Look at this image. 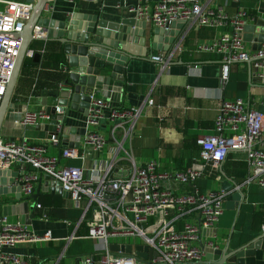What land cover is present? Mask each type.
<instances>
[{"label":"built area","instance_id":"obj_1","mask_svg":"<svg viewBox=\"0 0 264 264\" xmlns=\"http://www.w3.org/2000/svg\"><path fill=\"white\" fill-rule=\"evenodd\" d=\"M35 1L0 0V104L22 44L19 33L29 20ZM55 1L48 0L43 11L45 14L53 10ZM65 1L74 3L75 0ZM259 1L264 4V0ZM127 11L137 21L165 30L175 21L185 22V32L201 27L218 29L217 35L201 43L198 50L219 56L222 84L228 80L230 67L235 63L253 60L258 74L264 71V44L251 51L243 39L244 27L254 17L242 7L229 16L222 9H212L202 0H138L135 5L128 6ZM34 35L44 39L46 32L42 27H36ZM179 40L175 43H180ZM177 46L167 53L155 54L151 59L163 69L174 52L179 50ZM35 52L27 50L26 57H33ZM153 103V99L149 98L148 106ZM262 104L264 106V99ZM142 109L118 108L93 91L82 125L85 132L78 147H70L68 142L62 147V124H57L55 134L43 144L26 139L16 142L0 138V171L18 169L15 184L20 187L23 197L32 195L35 184L47 175L69 193L76 207L82 208L81 220L86 224L89 236L103 244L97 259L92 255L86 256L80 260L82 264H137L133 255L113 253L108 249V239L113 237L142 238L144 244L155 252L149 260L151 264H193L200 261L202 246L215 245L210 241L197 246L195 242L201 243L202 231L214 228L219 221L227 192H201L193 188L175 193L171 188L173 184L185 186L193 183L205 176L208 167L218 168L228 152H243L249 167L246 183L255 182L264 186V113L249 107L243 98L224 100L219 104L213 133L196 139L200 155L194 164L184 170L159 171L155 159L137 164L124 149V142L130 139ZM56 112L64 111L56 107ZM49 121L50 114L40 108L27 110L18 123L36 126ZM108 122L109 136L114 143L110 147L113 152L110 161L98 159L90 170L84 165L65 162L68 159L84 162L91 153L102 152L107 147V138L95 129ZM50 146L59 147L60 153H50ZM121 151L125 153L124 159L128 160L129 168L126 171L121 169L119 176H113L112 170L121 160L118 157ZM36 207L41 208V204L37 203ZM49 238L50 233L37 235L28 225L2 216L0 264H28L23 257L6 249L19 243Z\"/></svg>","mask_w":264,"mask_h":264},{"label":"crops","instance_id":"obj_2","mask_svg":"<svg viewBox=\"0 0 264 264\" xmlns=\"http://www.w3.org/2000/svg\"><path fill=\"white\" fill-rule=\"evenodd\" d=\"M137 2L138 0H75L74 3H70L56 0L53 10L49 14L44 13V16L59 21L71 12H78L97 15L100 19L119 23L123 19H135L127 11V7ZM202 2L214 10L222 9L229 16L234 15L242 7L254 17L248 23L264 27V4L259 0H202ZM217 33L218 29L211 27L191 28L187 32L179 29L176 37L181 40L177 43L180 44L179 47L175 42L169 44L163 40L161 45L163 47L169 45V49L156 50L149 46L152 35L148 30L145 36V56H134L127 61L121 101L111 103L116 104L118 108L143 107L130 139L124 142V149L132 155L137 164L155 159L159 164V171L184 170L194 164L200 155V147L196 139L213 133L214 117L219 104L224 100L243 98L249 107L264 113L262 104L264 84L252 82L249 74V70L258 74L253 60H249L248 63H235L230 67V75H245V79L229 78L225 84H222L219 56L198 50L201 43L210 41ZM47 45L49 49H46ZM175 46L179 50L174 52L165 68L162 69L159 63L151 59L155 54L167 53L175 49ZM246 47L252 51L250 43L246 42ZM29 49L36 52L44 50L39 52V60L46 52L51 53L49 55L51 58H47L45 65L42 66L36 64L39 60L34 61L33 57L30 58L33 60L32 63L25 67L23 61L11 101L26 103L27 110L31 111L46 109V105L52 103L53 99L42 95V91L58 88L59 83L66 76L63 70L62 46L54 40L39 39L32 41ZM57 76L63 78L55 82L49 80ZM149 98L154 102L151 106L147 104ZM84 118L82 112L69 111L63 123L69 128H80L84 124ZM109 128L108 122L103 127L95 129L107 138V147L102 152L91 153L84 162L75 159H68L65 162L70 165H84L90 170L98 159L110 161L113 154L110 147L114 146V143L109 136ZM46 135L45 131L36 130L35 126H23L18 121L11 120L3 121L0 129V138L16 142L26 139L32 143L43 144L47 140ZM49 152L58 155L60 149L50 146ZM118 157L121 160L113 168V176H119L121 169L126 171L129 168L128 160L124 159V151L119 152ZM11 170L16 171V167ZM89 174L87 171L86 175ZM248 175L249 167L245 154L241 151L228 152L218 168L208 167L205 176L189 185H172L171 190L175 193L193 188L201 192L224 191L222 188L224 179H228L234 185V189L227 192L223 214L214 227L217 229L216 238L202 235L201 243L195 242V245L212 241L217 247L224 248L229 242L231 247L235 248L263 232L264 186L255 182L246 183ZM43 183L44 179H42ZM237 191L243 193L242 202L228 199ZM41 195L36 205L38 203L42 207L35 206L33 211L35 217L28 227L37 235L50 233V238L19 243L6 250L20 255L28 264H82L80 260L90 255L97 259L103 244L89 236L86 224L81 220L82 208L76 207L70 197L57 194L54 190L45 191ZM6 198L13 200L14 194L9 193ZM9 218L19 221L17 216H9ZM127 244L134 247L137 244H144V241L140 237L108 239V249L111 252L134 256L133 251L127 253L123 249L109 248L110 245L122 247ZM149 260V257H146L142 258L141 262L136 261L137 264H151ZM246 264H264V252L256 250L255 256L246 258Z\"/></svg>","mask_w":264,"mask_h":264},{"label":"water","instance_id":"obj_3","mask_svg":"<svg viewBox=\"0 0 264 264\" xmlns=\"http://www.w3.org/2000/svg\"><path fill=\"white\" fill-rule=\"evenodd\" d=\"M47 2L48 0L35 1L31 16L19 33L22 44L0 104V129L3 121H19L22 114L27 111L26 103L13 102L11 97L30 43L41 39L34 35L35 28L42 27L46 36L41 40H54L62 46L63 70L66 76L61 82L62 86L50 91H42V95L53 99L52 103L46 105V111L51 115V119L47 124L36 125L35 129L45 131L49 139L55 134L57 124H62V147H65L69 140L71 142L68 146L78 147L85 129L69 128L63 123L69 111H79L87 115L90 94L93 91L105 100L120 102L125 66L130 58L145 56L147 31L149 30L152 35L149 45L152 49L168 50L169 45L163 47L161 42L163 40L169 44L175 42L179 29L185 27V22H171L169 29L165 30L147 26L144 21L136 19H123L115 23L100 19L97 15L78 12H71L58 21L44 16L43 11ZM243 39L251 44L252 50L259 49L264 44V27L246 24ZM39 57V52H35L33 60L38 61ZM249 74L252 82L264 84V71L255 74L249 70ZM56 107H60L64 112H56ZM18 174L13 170L0 171V218L17 216L22 224L30 225L35 217L33 211L37 197L41 193L54 190L57 194L70 197L69 193L60 188L58 182L52 181L45 175L39 179L34 193L25 198L20 192V187L15 184ZM42 179H44L43 184ZM222 185L226 192L234 189V185L228 179H224ZM9 193L14 194L13 200L6 198ZM228 199L242 202L243 193L234 192ZM202 235L216 238L217 229L203 230ZM202 247L203 259L193 264H246V258L255 256L256 250L264 252V231L235 248H232L229 242L224 248L216 245ZM109 248L123 249L127 253L133 251L138 262L146 257L152 259L155 255V252L145 244H137L134 247L129 244L122 247L110 245Z\"/></svg>","mask_w":264,"mask_h":264},{"label":"trees","instance_id":"obj_4","mask_svg":"<svg viewBox=\"0 0 264 264\" xmlns=\"http://www.w3.org/2000/svg\"><path fill=\"white\" fill-rule=\"evenodd\" d=\"M248 13L250 14V12L248 11ZM251 15V14H250ZM49 46L47 45L46 46V49L48 48ZM36 49H39V48H36ZM49 49V48H48ZM49 55H51V53L49 52V54H48V52H46L43 56H42V59L41 60H39L36 64H41V66L42 65H45V63H46V59L48 58V59H50L51 58V56H49ZM32 59H30V58H25V60H24V63H23V66L25 67V66H27V65H29L30 63H32ZM58 77V78H57ZM57 77H55L54 79H50L49 78V80L51 81V82H55V81H58L59 79H62L63 77H61V76H57ZM57 78V79H56ZM229 78H231V79H245V75H238V74H236V75H230V73H229V77H228V80H229ZM56 79V80H55ZM113 104V103H112ZM113 105H115L116 106V104H113ZM40 196V195H39ZM38 196V197H39ZM41 196H43V195H41ZM38 197H37V199H38ZM41 197H39V199H40ZM36 202H37V200H36ZM41 207H42V205H41ZM50 212V211H49ZM46 215L48 216V213L46 212Z\"/></svg>","mask_w":264,"mask_h":264},{"label":"rangeland","instance_id":"obj_5","mask_svg":"<svg viewBox=\"0 0 264 264\" xmlns=\"http://www.w3.org/2000/svg\"><path fill=\"white\" fill-rule=\"evenodd\" d=\"M125 148H127V145L125 146Z\"/></svg>","mask_w":264,"mask_h":264}]
</instances>
